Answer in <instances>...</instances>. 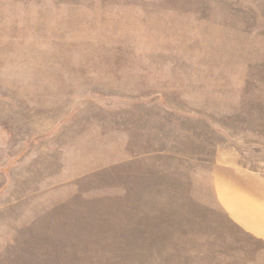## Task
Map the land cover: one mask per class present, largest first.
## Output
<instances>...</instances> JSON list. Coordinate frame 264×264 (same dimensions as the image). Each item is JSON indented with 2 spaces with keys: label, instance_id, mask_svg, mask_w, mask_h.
<instances>
[{
  "label": "rangeland",
  "instance_id": "374dc122",
  "mask_svg": "<svg viewBox=\"0 0 264 264\" xmlns=\"http://www.w3.org/2000/svg\"><path fill=\"white\" fill-rule=\"evenodd\" d=\"M0 264H264V0H0Z\"/></svg>",
  "mask_w": 264,
  "mask_h": 264
}]
</instances>
